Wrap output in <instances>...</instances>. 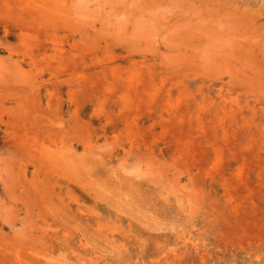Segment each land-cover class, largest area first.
Wrapping results in <instances>:
<instances>
[{"label":"rangeland","instance_id":"374dc122","mask_svg":"<svg viewBox=\"0 0 264 264\" xmlns=\"http://www.w3.org/2000/svg\"><path fill=\"white\" fill-rule=\"evenodd\" d=\"M0 264H264V0H0Z\"/></svg>","mask_w":264,"mask_h":264}]
</instances>
